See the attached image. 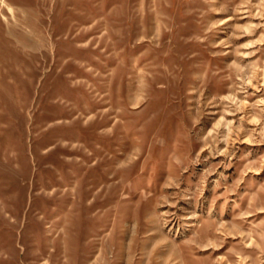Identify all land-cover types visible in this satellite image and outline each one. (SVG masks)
Instances as JSON below:
<instances>
[{
    "label": "rangeland",
    "instance_id": "obj_1",
    "mask_svg": "<svg viewBox=\"0 0 264 264\" xmlns=\"http://www.w3.org/2000/svg\"><path fill=\"white\" fill-rule=\"evenodd\" d=\"M0 264H264V0H0Z\"/></svg>",
    "mask_w": 264,
    "mask_h": 264
}]
</instances>
